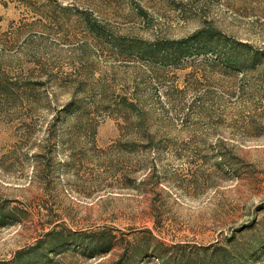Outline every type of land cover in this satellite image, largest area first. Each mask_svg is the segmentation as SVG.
I'll return each mask as SVG.
<instances>
[{
    "label": "rangeland",
    "instance_id": "obj_1",
    "mask_svg": "<svg viewBox=\"0 0 264 264\" xmlns=\"http://www.w3.org/2000/svg\"><path fill=\"white\" fill-rule=\"evenodd\" d=\"M0 264H264V0H0Z\"/></svg>",
    "mask_w": 264,
    "mask_h": 264
},
{
    "label": "trees",
    "instance_id": "obj_2",
    "mask_svg": "<svg viewBox=\"0 0 264 264\" xmlns=\"http://www.w3.org/2000/svg\"><path fill=\"white\" fill-rule=\"evenodd\" d=\"M86 30L98 37H104V27L101 21L92 17L88 11L81 14ZM242 47L238 50L237 47ZM117 47L120 49L121 45ZM248 46L231 42L228 44L218 32L206 29L199 30L191 36L178 41L162 40L153 43L142 41H131L127 44L126 50L134 53L138 57L153 59L156 63L168 66L179 65L185 57H200L210 55L215 61H223L229 66H244L237 53H245ZM252 60H256L257 56H251Z\"/></svg>",
    "mask_w": 264,
    "mask_h": 264
}]
</instances>
